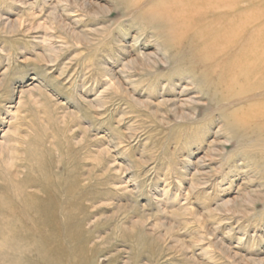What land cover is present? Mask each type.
Here are the masks:
<instances>
[{
	"label": "rangeland",
	"instance_id": "374dc122",
	"mask_svg": "<svg viewBox=\"0 0 264 264\" xmlns=\"http://www.w3.org/2000/svg\"><path fill=\"white\" fill-rule=\"evenodd\" d=\"M170 1L0 0V264L49 180L82 264H264V0Z\"/></svg>",
	"mask_w": 264,
	"mask_h": 264
},
{
	"label": "bare ground",
	"instance_id": "6f19581e",
	"mask_svg": "<svg viewBox=\"0 0 264 264\" xmlns=\"http://www.w3.org/2000/svg\"><path fill=\"white\" fill-rule=\"evenodd\" d=\"M174 1V3L176 2V0H171L170 3H172ZM182 2V1H181ZM180 2V3H181ZM189 2V1H188ZM169 4V3H168ZM166 4V5H168ZM182 4V3H181ZM192 4V3H191ZM178 5V4H177ZM185 5V3H184ZM212 5V4H211ZM216 6L213 8L215 9L214 11L217 13L218 9L224 8V7H235L236 3H216ZM176 6V5H175ZM198 6V5H197ZM171 9V8H170ZM209 9V8H208ZM212 9V10H213ZM211 10V12H212ZM189 11V10H188ZM187 13V12H186ZM220 13V12H219ZM218 13V15H219ZM199 14V13H198ZM221 14V13H220ZM233 18V17H232ZM232 20V19H231ZM237 22V21H236ZM228 23V22H227ZM224 26V25H223ZM226 26V25H225ZM229 26V25H228ZM231 26V24H230ZM221 27V26H220ZM225 28H221V29H226ZM264 28V27H263ZM216 29V28H215ZM220 29V28H219ZM217 28V30H219ZM214 30V29H213ZM212 30V31H213ZM264 29H262L263 31ZM224 31V30H222ZM255 31V30H254ZM214 32V31H213ZM217 32V31H216ZM219 32V31H218ZM253 32V31H252ZM260 32V31H258ZM211 33V32H210ZM254 33V32H253ZM260 34V33H259ZM250 35V34H249ZM248 35V36H249ZM264 35V33H263ZM82 38V37H81ZM250 41L248 44H245V47H243V49H246L248 51V53L251 55L250 58L248 60L252 61V60H258V57L260 54L259 50L264 49V40H262V38L258 36H253V37H249ZM208 40L209 36H207L204 40ZM221 40V39H220ZM234 40V39H233ZM243 40V39H242ZM219 42V40H218ZM247 42V41H245ZM217 45V43L215 42H208L205 45L206 50L212 48V46ZM248 55V54H247ZM209 57L211 56V58H214V54H209ZM247 58V56H245ZM263 61V60H262ZM260 62V61H259ZM258 62V63H259ZM253 64H255V62H252ZM257 63V65H258ZM264 63V62H263ZM252 64V65H253ZM256 65V64H255ZM256 65V66H257ZM257 68V67H256ZM259 68V66H258ZM257 68V69H258ZM264 68V67H263ZM261 69V68H260ZM251 71V70H250ZM252 72V71H251ZM257 77L260 74L259 71H257ZM262 72V71H261ZM247 74V73H246ZM251 74V73H250ZM249 74V75H250ZM261 75H263L261 73ZM260 75V77H261ZM250 77V76H249ZM259 78V77H258ZM262 80V79H261ZM263 82V81H262ZM259 107V106H258ZM263 114V113H262ZM261 114V115H262ZM263 125V124H262ZM47 183V184H46ZM45 184L42 185L43 188V196L39 197L37 194V198H28L25 201V210L26 213L22 214L25 219V221L27 220V222L31 219L30 222H32L31 224H33L34 227H36V229L40 232V231H44L45 233V237H43L42 234V244L43 246H41V248L43 249L42 252L40 253H44L43 254V260L45 264H82L81 260L79 259V251L80 249H78L77 245H74L75 239H74V235L73 232L71 233H65L62 234V231L64 228L63 226V209L65 208L64 205H66V203L62 204V198H61V194L62 192V187H61V182L57 181V180H49L48 182H46ZM40 184V183H39ZM18 186V185H17ZM17 188V187H16ZM32 197V196H31ZM63 205V206H62ZM72 206V205H71ZM64 207V208H63ZM69 208V207H68ZM75 209V208H74ZM22 210V209H21ZM71 210V209H70ZM76 210V209H75ZM65 211V209H64ZM69 211V210H68ZM22 212V211H21ZM32 212H34L36 215L33 216ZM23 213V212H22ZM33 213V214H34ZM30 215L31 217H29L28 215ZM19 215V214H18ZM69 217V216H68ZM26 222V223H27ZM29 224V223H28ZM73 227V224L70 223ZM25 227V226H24ZM70 228V225L68 226ZM22 228V227H21ZM27 229V228H26ZM48 230V231H47ZM22 231V229H21ZM20 231V232H21ZM26 231V230H24ZM69 231V230H68ZM24 233V232H22ZM27 234V233H26ZM21 235V234H19ZM29 235V233H28ZM40 235V234H39ZM22 237V236H21ZM20 238V236H19ZM39 238H41L39 236ZM62 238L63 240H65L66 242H68L70 244V247H64L61 246V244H58L59 239ZM34 239V238H33ZM15 240V239H14ZM32 240V239H31ZM62 240V241H63ZM20 242V241H19ZM26 248V247H25ZM40 251V250H39ZM87 253V252H86ZM81 255V254H80ZM84 255V253H83ZM84 257V256H83ZM41 259V258H40ZM42 260V262H43ZM43 264V263H42Z\"/></svg>",
	"mask_w": 264,
	"mask_h": 264
}]
</instances>
